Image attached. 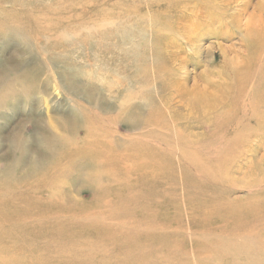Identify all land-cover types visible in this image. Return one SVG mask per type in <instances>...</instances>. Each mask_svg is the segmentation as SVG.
Segmentation results:
<instances>
[{
    "label": "rangeland",
    "instance_id": "obj_1",
    "mask_svg": "<svg viewBox=\"0 0 264 264\" xmlns=\"http://www.w3.org/2000/svg\"><path fill=\"white\" fill-rule=\"evenodd\" d=\"M261 4L0 0V263L264 264Z\"/></svg>",
    "mask_w": 264,
    "mask_h": 264
},
{
    "label": "bare ground",
    "instance_id": "obj_2",
    "mask_svg": "<svg viewBox=\"0 0 264 264\" xmlns=\"http://www.w3.org/2000/svg\"><path fill=\"white\" fill-rule=\"evenodd\" d=\"M263 12H264V4L263 5L261 4V5H259L257 7V9H255V13L250 17V23H249V25L247 27V31H246V34H245V37H244V41H245V44L247 46V53H250L253 56V59H251V61L250 60L248 61L247 65H246V72L244 73L243 77H240V76L238 77V82H239V85H240L241 88L247 87V85L251 81V79H255V77H256L254 75L255 65L259 66L264 61V19L262 17ZM251 51H252V53H251ZM252 89H253V87H252ZM195 95H196L195 98L198 101L203 102V103L206 100H212V98H208L207 92H205L203 90H197ZM203 107L204 106L200 105L199 108H196V109L197 110L198 109L204 110ZM252 113L253 114H251V115L254 117V120L257 121L255 123L261 124L260 121L258 122V120H262L261 117L264 115V110L259 111L258 109L254 108L252 106ZM202 121H206V120H202ZM262 130H264V125L258 126L255 129H253V134H258ZM191 159L195 162L194 158H191ZM191 163L192 162H191V160L189 158H187V161L184 162V164L186 165V167L189 166V172H188L187 175H185L186 182L193 179L190 176V173L192 172V171H190V165H191ZM191 170H192V167H191ZM204 173L205 174H211V172H209L208 169L204 170ZM196 183H197V180L195 182L193 181V184H196ZM221 227H223V226H221ZM216 238H218V235H217ZM221 243L219 242V244H221ZM238 249H240V248H238ZM205 256H207V255H205ZM80 257L81 256L78 255V257L76 259H79ZM86 257L89 260L90 259L91 260L92 259H95L96 260V258H97V256L94 255V254H87ZM202 257H204V256H202ZM212 260H214V259H212Z\"/></svg>",
    "mask_w": 264,
    "mask_h": 264
}]
</instances>
